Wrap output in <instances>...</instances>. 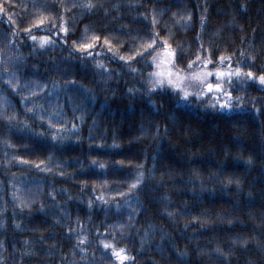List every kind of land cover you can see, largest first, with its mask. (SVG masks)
<instances>
[{
    "label": "trees",
    "instance_id": "1",
    "mask_svg": "<svg viewBox=\"0 0 264 264\" xmlns=\"http://www.w3.org/2000/svg\"><path fill=\"white\" fill-rule=\"evenodd\" d=\"M91 2L0 0V264H264V84L148 91L160 37L182 72L264 73V0Z\"/></svg>",
    "mask_w": 264,
    "mask_h": 264
},
{
    "label": "snow or ice",
    "instance_id": "2",
    "mask_svg": "<svg viewBox=\"0 0 264 264\" xmlns=\"http://www.w3.org/2000/svg\"><path fill=\"white\" fill-rule=\"evenodd\" d=\"M85 7L91 8L92 2L91 0H88V3L84 5ZM4 11V8L2 5H0V12ZM175 15V14H174ZM11 19V17H9ZM184 19H187L185 17ZM201 22H203V17H201ZM36 23H41L40 20H37ZM153 25H155L156 20L153 18L152 21ZM31 27V25H29ZM60 31L66 32L67 28L64 25L63 19L60 21ZM34 41L39 42L40 47H44L45 43H51L50 37L47 36H32L30 37ZM95 39V37H93ZM144 40L143 46L138 47L136 51L132 52V55H137L138 52H145V50H151L152 46L157 43V40L155 38V35L153 34L150 39L141 38ZM160 40L163 42V49H157V51L153 52L151 56V60L153 64L157 65V68L150 74V79L148 80V91L152 89H163L165 85L170 86L173 90H178V97H177V103H180L184 100H187L190 93L195 90V95L202 96L204 95L205 91L209 90H221V80L227 76L229 80H231L232 76L235 75L237 79L241 77V75H245L249 78L259 79V81L264 84V73H261L258 77H254V74L251 72V70H248L246 73H242V70L237 67L235 69V72H224L219 68L212 69L211 71L205 70V71H199L197 72H182L178 67H175L174 61L178 56V50L177 48H172L171 45L168 44L167 40L164 37H160ZM106 43H109V41L106 39ZM73 44L75 45L76 42L74 41ZM77 47H83L88 48V44L76 45ZM161 51L164 53V55H161ZM146 54V52H145ZM88 55H91V53H88ZM122 59H130V57L121 55ZM195 60L200 61V57H194ZM221 59H224L222 56ZM203 64H208V60L204 59L200 61ZM188 67H193V60L187 61ZM167 66V67H165ZM211 72L215 73V76L217 77V83H212L207 79L208 75L211 74ZM14 77V73L10 74ZM9 84H11V87L13 89H16V84L11 83V79L8 81ZM75 79H71L69 81H65L63 87L67 88L70 84L76 85ZM53 84H57V81H53ZM197 86H199L197 90ZM38 87V85H37ZM79 92H83L87 94L88 90L85 86L80 85L77 89ZM131 91V89H130ZM212 95L216 96L217 91H212ZM90 99H94V97H89ZM233 99H240L239 97L233 98L231 95V92L221 91V96L217 97V100L212 102L213 104L217 103L220 105L221 109H231L232 108V101ZM150 103H154L150 101ZM236 107H240V105H236ZM51 123V121H49ZM58 128H63L62 125H56ZM77 127L75 124L73 125V128ZM53 139L57 138V133H52ZM18 159H22L18 157ZM250 159V158H249ZM143 178L142 172L136 173V178L133 179L130 183L128 191L133 190L137 184L140 183L141 179ZM238 182V181H237ZM103 199V197H101ZM195 219V217H193ZM117 227H123L122 225H117ZM80 239H83V237H80ZM105 248H112L113 254L115 255V258L119 261H123L127 259V252L124 248H116L114 245H111L110 242H104Z\"/></svg>",
    "mask_w": 264,
    "mask_h": 264
},
{
    "label": "rangeland",
    "instance_id": "3",
    "mask_svg": "<svg viewBox=\"0 0 264 264\" xmlns=\"http://www.w3.org/2000/svg\"><path fill=\"white\" fill-rule=\"evenodd\" d=\"M199 69V71H202L203 69H201V68H198ZM197 69V70H198ZM191 72H195V69H192L191 70ZM197 72V71H196ZM212 77H213V75H208V77H207V79L210 81L211 79H212ZM215 78V77H214ZM216 79V78H215ZM226 80L227 81H231V80H229L227 77H226ZM257 81L259 82V83H261L260 81H259V79H257ZM199 88V87H198ZM212 91H217V95L216 96H213L212 95ZM221 91H226L227 92V89H223V88H221V90H209V91H207V93L205 94L204 93V95H202V96H197V99L199 100L200 98H205V101L206 102H210L213 98H215V97H217V96H221Z\"/></svg>",
    "mask_w": 264,
    "mask_h": 264
}]
</instances>
